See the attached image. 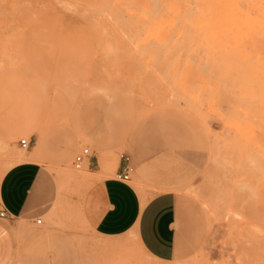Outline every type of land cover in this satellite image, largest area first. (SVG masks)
<instances>
[{
    "label": "rangeland",
    "instance_id": "rangeland-1",
    "mask_svg": "<svg viewBox=\"0 0 264 264\" xmlns=\"http://www.w3.org/2000/svg\"><path fill=\"white\" fill-rule=\"evenodd\" d=\"M125 1L0 0L3 167L42 147L69 187L87 173L73 167L83 149L102 161L180 153L196 176L176 191V257L151 259L133 234L94 237L64 203L81 264H264V76L198 58L202 47L171 61L160 14Z\"/></svg>",
    "mask_w": 264,
    "mask_h": 264
},
{
    "label": "crops",
    "instance_id": "crops-1",
    "mask_svg": "<svg viewBox=\"0 0 264 264\" xmlns=\"http://www.w3.org/2000/svg\"><path fill=\"white\" fill-rule=\"evenodd\" d=\"M39 138L42 146L43 134ZM43 151L33 153L39 159L15 163L5 172L0 161V210L7 215L0 218V264H81L84 252L60 216L64 203L77 210L94 237L133 234L146 256L161 263L176 257V191L196 176L186 157L160 153L138 162L112 155L102 161L94 151L86 161L87 173L66 187L65 179L48 170L56 164ZM125 174L128 181L119 179ZM136 186L143 188V207Z\"/></svg>",
    "mask_w": 264,
    "mask_h": 264
},
{
    "label": "bare ground",
    "instance_id": "bare-ground-1",
    "mask_svg": "<svg viewBox=\"0 0 264 264\" xmlns=\"http://www.w3.org/2000/svg\"><path fill=\"white\" fill-rule=\"evenodd\" d=\"M105 2L106 0H103L102 4ZM191 2L192 5L194 3L193 8L190 7L189 0H142L140 10L160 14L159 21L168 30L167 42L171 61H186L187 64V61L191 60L190 52L193 51V47H202V55L198 58L249 62L250 65L245 67L248 68V72L249 68H254L256 64L255 68H258L259 74L264 76V0H192ZM228 67L235 66L229 64ZM238 67L236 68L240 72ZM241 72L240 75L243 74ZM243 79L242 77L240 80ZM244 84L248 85L247 82ZM35 159H39L36 154L27 155L23 152L16 154L11 158L4 172L15 163ZM136 190L143 207L146 204L143 188L136 186ZM151 259L157 261L155 258L151 257Z\"/></svg>",
    "mask_w": 264,
    "mask_h": 264
},
{
    "label": "built area",
    "instance_id": "built-area-1",
    "mask_svg": "<svg viewBox=\"0 0 264 264\" xmlns=\"http://www.w3.org/2000/svg\"><path fill=\"white\" fill-rule=\"evenodd\" d=\"M19 145H20L21 149L26 150L29 147V141H26V140L22 139V140H20ZM89 156H90L89 149H83L81 151V153H79L78 155H76L74 157L73 167L75 169H77V170L81 169V167L87 161ZM125 160L128 161L127 159H125ZM129 172H131V169L128 168V173ZM118 177L122 181H128L129 180V175L128 174H125V175H122V176H118ZM6 217H7L6 211L0 210V218L4 219ZM36 224H40V219L36 221Z\"/></svg>",
    "mask_w": 264,
    "mask_h": 264
}]
</instances>
